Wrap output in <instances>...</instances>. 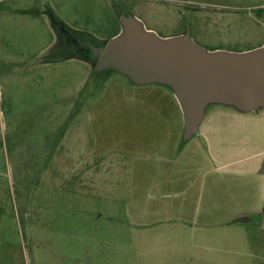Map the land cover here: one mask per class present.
<instances>
[{
    "label": "rangeland",
    "instance_id": "rangeland-1",
    "mask_svg": "<svg viewBox=\"0 0 264 264\" xmlns=\"http://www.w3.org/2000/svg\"><path fill=\"white\" fill-rule=\"evenodd\" d=\"M42 5L103 40L131 13L162 37L189 34L207 49L264 43V0H0V264H264L260 214L221 225L218 209L234 191L211 198V214L198 197L200 177H255L242 163L210 160L201 133L215 106L182 144L167 87L99 75L76 58L51 61L48 24L31 11ZM233 112L214 137L224 153L248 144L233 159L258 157L262 131L241 127L256 112Z\"/></svg>",
    "mask_w": 264,
    "mask_h": 264
},
{
    "label": "water",
    "instance_id": "water-1",
    "mask_svg": "<svg viewBox=\"0 0 264 264\" xmlns=\"http://www.w3.org/2000/svg\"><path fill=\"white\" fill-rule=\"evenodd\" d=\"M118 21L119 31L93 48L95 71L109 69L134 85L167 87L182 114L184 141L195 135L209 105L241 113L264 108V43L242 52L207 49L189 34L162 37L131 13Z\"/></svg>",
    "mask_w": 264,
    "mask_h": 264
},
{
    "label": "crops",
    "instance_id": "crops-1",
    "mask_svg": "<svg viewBox=\"0 0 264 264\" xmlns=\"http://www.w3.org/2000/svg\"><path fill=\"white\" fill-rule=\"evenodd\" d=\"M214 106V109L211 111L212 118L207 123V125H205L201 133L202 138L207 140V146H210L209 148L212 152V154L210 153V160L215 163L218 162L224 168L229 167L231 164L242 163L245 168L247 167L246 172L255 177H209L206 185L205 181L208 177H200V185H196L198 186L197 190H199L198 197L201 198L200 203L204 204L203 210L206 209L204 213H215L214 210L216 207H213L214 209L208 211V208L210 207V199L217 197L218 193L223 195L229 189H231L235 194L232 197L230 194H228L229 203L221 206L218 209V213L225 214L227 219L217 223L221 225H229L230 223H250V219L247 221L242 219L240 222H238L237 218H239V216L243 217L245 213H253L260 214V223L257 225L264 228V147L258 152V157H252L253 154L247 153L245 157L239 156L237 157L238 159H233L235 152L237 151L232 148H228V150L226 149V152L224 153L222 151L224 149V143L220 140L222 134L214 137L212 131H216L217 133L219 131H227L225 127H230L231 124L228 122H223V120L230 118L235 119L236 114L233 112L232 107L222 105ZM254 112H256V114L253 115V117H247L241 127L248 131L253 129L261 130L263 133L264 142V108L261 111ZM240 114L242 113L240 112ZM243 134L244 132H242V135ZM247 147L248 144H244L243 147L240 148V152H237V155L246 151ZM184 178V184H190L194 180L197 182V177ZM173 181L174 180H172V182ZM190 190L192 191L191 187ZM180 194H183L185 197H187L189 202H193V198L195 197L194 193L192 194L188 192V189L185 188L180 192ZM197 206L200 207L199 205ZM199 224L209 226L206 222Z\"/></svg>",
    "mask_w": 264,
    "mask_h": 264
},
{
    "label": "flooded vegetation",
    "instance_id": "flooded-vegetation-1",
    "mask_svg": "<svg viewBox=\"0 0 264 264\" xmlns=\"http://www.w3.org/2000/svg\"><path fill=\"white\" fill-rule=\"evenodd\" d=\"M31 11H35L36 15L46 19L52 36V43L49 47L51 61L76 58L89 64L92 71L99 75L109 70L95 71L97 58L93 50V48L103 47L107 39L103 40L85 31L69 27L63 20L56 17L50 8L43 7V5Z\"/></svg>",
    "mask_w": 264,
    "mask_h": 264
},
{
    "label": "trees",
    "instance_id": "trees-1",
    "mask_svg": "<svg viewBox=\"0 0 264 264\" xmlns=\"http://www.w3.org/2000/svg\"><path fill=\"white\" fill-rule=\"evenodd\" d=\"M181 141H182V144H184V142H186V141H184V140L182 139V137H181Z\"/></svg>",
    "mask_w": 264,
    "mask_h": 264
}]
</instances>
